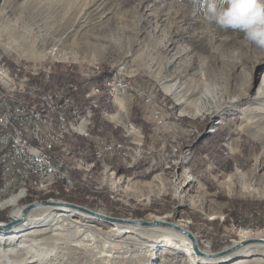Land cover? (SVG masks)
I'll list each match as a JSON object with an SVG mask.
<instances>
[{
	"label": "rangeland",
	"instance_id": "obj_1",
	"mask_svg": "<svg viewBox=\"0 0 264 264\" xmlns=\"http://www.w3.org/2000/svg\"><path fill=\"white\" fill-rule=\"evenodd\" d=\"M205 3L0 0V43L8 46L4 50L0 44V104L67 93L69 84H76L78 103L73 105L83 109L89 106L84 92L116 71L134 88L114 99L91 98L97 99L100 110L87 127L89 135L70 131L62 143L64 151L57 148L50 159L58 170L67 169L64 182L59 178L49 191L29 187L26 200L15 205L7 199L22 185L18 181L10 185L6 168L10 147L0 140V206H5L0 222L8 220V209L35 200L68 202L113 218L166 215L168 222L187 225L199 251L207 248L208 254L230 247L241 229H264V121L252 119L261 103L256 94L264 93V49L250 44L243 33L208 21ZM49 49L54 55L47 53ZM168 83H174L183 103L177 104L171 90L163 88ZM20 84L36 90L19 92ZM118 98L126 105L118 106ZM217 105H228L227 110L216 113ZM5 106L0 105V112ZM157 109L162 122L155 118ZM120 110L134 130L107 119ZM98 137L121 144L130 140L142 156L130 168L106 159L115 171L111 173L103 172L98 162L88 169ZM179 156L186 157L184 164H178ZM27 172L19 176L31 185L33 176ZM155 175L159 178L152 182ZM185 177L196 182L180 190L177 185ZM126 183L131 190H126ZM87 215L73 217H81L84 224L104 225L93 245L123 236L109 233L111 222ZM135 238L139 243L135 249L112 252L106 247L102 254L60 243L34 264L221 263L201 262L193 249L189 255L176 242L156 241L141 231ZM253 256L259 264L264 261V253Z\"/></svg>",
	"mask_w": 264,
	"mask_h": 264
},
{
	"label": "bare ground",
	"instance_id": "obj_2",
	"mask_svg": "<svg viewBox=\"0 0 264 264\" xmlns=\"http://www.w3.org/2000/svg\"><path fill=\"white\" fill-rule=\"evenodd\" d=\"M0 44L4 50L8 49V46L4 45V43L1 42ZM47 53L54 55L53 49H49ZM117 78L118 72L116 71L108 78V80L103 81L102 84H92L90 86L91 89L87 92H84L85 100L89 106L86 108L84 107L83 109H81V107L78 109L75 106L78 102L74 103V93L77 89L76 84H69L67 93L55 92L53 95L42 94V96L40 95L39 97H28L26 100L19 98L17 103H8L16 107L18 110H27V112L30 113L29 115L21 116L19 118V125L17 126L7 125L6 127H0V137L17 136L18 138H12V146H15L16 148H31L36 156L49 160L50 170L56 171V173H47L44 174V176H40V174H37L35 171L22 170L23 175H28L27 171H29L31 176H33V178H31L32 184H24L25 179L19 176L18 182L19 185L22 186L18 191L12 192L10 194L11 197L7 199L9 204L15 205L19 201L26 200V196L28 195L26 192L28 191L29 187L46 189L49 187L47 190L49 191L51 190V186L54 185V183L59 178H61L64 182V178L67 176V169L64 168V170H58L56 166L50 163L53 152L56 151L57 148L64 151L62 143L66 137L65 135L70 131L89 135L87 127L91 123V119L94 117L95 112L99 108V104L96 102L97 99L95 100L91 98L100 99L101 97L106 99L107 96L114 99L116 95H121V92H111V86H116ZM171 80L172 78L166 79V81ZM19 87L20 88L17 90L22 93L34 92V90H36V88H32V86L28 88L22 84H20ZM163 88L166 90H171L170 95L177 100V104H181L185 101L182 95L178 94L179 92L176 90L174 83L163 84ZM81 95L83 94L81 93ZM256 95L257 99H259L261 103L259 102L260 107L256 109V114L252 115V119H254L256 123H260L261 121H264V93H258ZM11 99L12 98H10V100ZM115 102L121 107L126 105V101L119 100V98L115 99ZM11 105H6L0 114L11 113ZM225 106L228 105H217L214 111L216 113H223L227 110ZM122 112V110H120V112L114 111L113 113L108 114L106 117L113 122L122 123L128 129L131 127L134 130L133 125L131 126L128 124V122L125 120V115ZM215 123L219 124L220 121H216ZM77 127H81L83 130L76 131ZM130 132L132 131L130 130ZM32 139L35 140V143L32 142ZM111 142L115 143L114 147H111V154L116 158L108 157L110 139L105 141L103 138L98 137L97 144L95 143L94 145V158L87 160V165H90V167H87L88 169H91L93 166H95L96 162H98L102 167L103 172L109 171L111 173L115 171L112 169V164L108 163L106 159H116V161L124 165L127 164L130 168L134 163L136 165V162L142 156L141 153L138 152V147H135L132 142L130 143V140L125 144L118 143L112 139ZM128 150H130L131 156L129 155ZM80 159L82 160L83 158L80 157ZM185 159V156H179L178 164H184ZM130 162L132 164H130ZM114 165H116V163ZM158 178V175H155L151 181H157ZM174 181L176 182V180ZM189 182L195 183L196 179L193 177H187L186 179L185 177L184 181H180L178 183V189L181 190L182 188L186 187ZM64 186L67 187L65 183ZM56 188L57 187H54L53 189L55 190ZM125 188L128 191L132 189L130 183H126ZM19 191H21V193L17 194ZM14 193L17 195H12ZM4 200L1 202H4ZM188 200L192 201L193 198H188ZM3 207L5 206H0V209L3 210ZM20 208L21 207L17 206L11 211L12 217L17 218L19 216L21 211ZM75 214L85 218L89 217L86 213L85 215L84 212L70 208L68 206L63 207L50 204L35 205L23 220H20L16 225L9 229L0 231V264H34L36 261L40 262L50 250L52 251L54 248L57 249V246L60 243H66L69 246L88 249L91 252H95V254L104 253L106 251V247L108 248L107 250L112 252H120L122 248V250L128 252L132 249H135L136 244H139L137 242L138 238H135V235L140 231L143 232L146 237H153L156 241L163 240L166 242H176L183 249L184 253L186 251L189 255H191V242L186 235V232L190 231L187 225L178 223L176 221L170 222L172 223V226L159 225V221L168 220V216L166 215L161 216L149 214L144 219L139 218L149 223L157 222L155 223L156 226L153 225L151 227H143L133 223L129 218H122V221H117L108 225V231L111 235L119 237L118 234L123 233V236L121 235L122 237L119 239H112L113 242L111 243L109 241L103 240L101 242L99 241L100 245H93L98 242L95 239V235L102 233L104 225L101 226L100 224L90 222L89 224H84L81 221V217H73ZM47 232L53 233L50 237L46 238L43 235ZM189 233H192V236H194L196 239V236L193 232L190 231ZM124 234L126 235L124 236ZM7 242H10L11 244H6ZM231 247H234L232 249L233 251L230 250V252L227 254L223 256H216V258H214L215 256L206 257L203 255H210L208 253L211 251L206 248L201 251L203 256H198L200 259H196L201 262H204L203 260L209 261V259H216L217 263L221 262L218 264H259L258 259L253 255L264 253V229L257 231L241 229L238 233V238L234 239L228 248ZM192 259L194 260V257ZM262 262L264 261H261V264Z\"/></svg>",
	"mask_w": 264,
	"mask_h": 264
},
{
	"label": "clouds",
	"instance_id": "obj_3",
	"mask_svg": "<svg viewBox=\"0 0 264 264\" xmlns=\"http://www.w3.org/2000/svg\"><path fill=\"white\" fill-rule=\"evenodd\" d=\"M204 14L220 29L243 33L250 44L264 49V0H206Z\"/></svg>",
	"mask_w": 264,
	"mask_h": 264
},
{
	"label": "built area",
	"instance_id": "obj_4",
	"mask_svg": "<svg viewBox=\"0 0 264 264\" xmlns=\"http://www.w3.org/2000/svg\"><path fill=\"white\" fill-rule=\"evenodd\" d=\"M129 91H134L133 86L128 78L122 77L118 72V78L116 79V86H111V92H121V96H126ZM146 102H149V97H146ZM0 105H11V104H0ZM160 109L154 110L155 118L162 122L164 117L160 114ZM30 112L27 110H18L16 107L11 105V113L0 114V127H6L7 125H19V118L23 115H29ZM12 138H18L17 136L11 137H0V140H4L5 144L10 146V153L8 155V165L6 168L9 170V181L10 185L18 181V176L22 174V170L35 171L40 176H44L47 173H56L49 168V160L36 156L31 148H16L12 146ZM97 144V140H95ZM115 143L111 142L110 149L108 150L109 158H116L111 154V147H114ZM129 155L130 154V150ZM133 157V156H132Z\"/></svg>",
	"mask_w": 264,
	"mask_h": 264
},
{
	"label": "water",
	"instance_id": "obj_5",
	"mask_svg": "<svg viewBox=\"0 0 264 264\" xmlns=\"http://www.w3.org/2000/svg\"><path fill=\"white\" fill-rule=\"evenodd\" d=\"M37 204H40V205H47V204L59 205V206H63V207L64 206H68L70 208H73V209L82 211L84 213H87V214H89L91 216H94L97 219L105 220L106 222L115 223L117 221H122V218H113V217H110V216H105V214H102V213H99V212H95V211H92L90 209H86L84 207H81V206H78V205H75V204H71V203H68V202L56 201V200H35V201H31V202H28V203L23 204V205H19L18 207H21L20 208L21 211H20V214H19V216L17 218L12 217V215H11V209H14V208L8 209L7 219L10 220V221H8V220L7 221H1L0 222V231L9 229V228L13 227L14 225H16L20 220H23L25 218V216L28 214V212ZM131 221L133 223L138 224V225L143 226V227L153 226V225H155V223H157V222L149 223V222H145V221H143L141 219H131ZM158 223L161 226H172V223H170L168 221H159ZM182 232L184 233L183 230H182ZM189 232H186V235L188 236V238H189V240L191 242V248L194 250V252L198 256H203V255H205L206 257L215 256L214 258H216V256H221V255L223 256L224 254L228 253L230 250H232L234 248V247H231V248H228V249H224V250H222L220 252H216V254H214V255H211V254L210 255H207V254H203L202 255V252L199 251V249L197 247L196 239L194 238V236H192V233H189Z\"/></svg>",
	"mask_w": 264,
	"mask_h": 264
},
{
	"label": "trees",
	"instance_id": "obj_6",
	"mask_svg": "<svg viewBox=\"0 0 264 264\" xmlns=\"http://www.w3.org/2000/svg\"><path fill=\"white\" fill-rule=\"evenodd\" d=\"M82 103V102H81ZM84 104V102L82 103V105ZM215 247V246H214Z\"/></svg>",
	"mask_w": 264,
	"mask_h": 264
}]
</instances>
